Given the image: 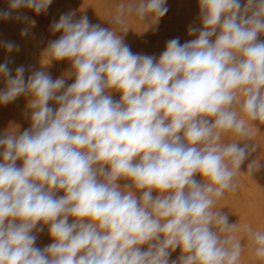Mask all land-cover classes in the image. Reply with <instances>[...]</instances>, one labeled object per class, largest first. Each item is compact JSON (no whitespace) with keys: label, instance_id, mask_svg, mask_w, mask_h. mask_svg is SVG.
<instances>
[{"label":"clouds","instance_id":"1","mask_svg":"<svg viewBox=\"0 0 264 264\" xmlns=\"http://www.w3.org/2000/svg\"><path fill=\"white\" fill-rule=\"evenodd\" d=\"M6 3L0 20L22 22L27 37L36 21L24 10L46 14L53 0ZM198 8L192 38L158 57L132 52L124 34L128 17L155 28L167 0H129L111 27L61 14L39 70L0 63V105L27 98L30 124L0 133V264H239L240 229L215 204L245 161L250 176L264 168L249 160L264 125V0ZM53 61L70 62V75L53 79L43 70ZM45 226L52 242L40 248ZM242 231L264 264V231Z\"/></svg>","mask_w":264,"mask_h":264},{"label":"rangeland","instance_id":"2","mask_svg":"<svg viewBox=\"0 0 264 264\" xmlns=\"http://www.w3.org/2000/svg\"><path fill=\"white\" fill-rule=\"evenodd\" d=\"M129 0H53L46 14L34 15L30 10H24V15L36 21V26L31 29L30 35L21 37V29L25 26L22 22H18L20 27L15 30L16 41L20 50L7 54L2 46H0V63L5 59H10L13 70L24 65L26 69L31 71L39 70L33 67L29 55L35 54L37 59H42L45 63L48 61L42 57L41 52L46 47L49 40L57 39L60 33L53 34L50 31V24L59 19L61 15H52L50 9L53 5L64 6L63 13L74 12V19L78 16L86 15L90 22L100 24L103 27H111L115 8L118 4H127ZM168 12L160 19L155 28L149 27L152 21H140L135 17H128L126 28L129 29L124 34V41L128 44L134 53H143L148 55L159 56L164 50L166 42L172 38L179 37L180 42L191 39L188 36L187 29L189 25H195L198 21V0H167ZM7 8L6 0H0V10ZM107 9L108 12H103ZM83 13V14H81ZM7 20H0V25ZM8 39L9 37H3ZM260 39H264L261 36ZM1 42V39H0ZM2 50V51H1ZM68 61H53L48 65V71L53 79L63 75L67 78L70 75L71 67ZM73 78H68L66 84H71ZM4 87L2 79H0V89ZM114 100H119L120 93H112ZM27 98L19 97L8 105H0V133L8 131L14 133L22 132L30 126L29 120L26 118ZM256 129H253L251 142L256 146L257 150L252 153L251 159L261 160L264 163V125L256 123ZM234 137L226 134L224 142H228ZM242 164L239 173L234 177L233 183L236 190L226 191L215 204V208H221L223 213L228 215L229 223H237L240 230L236 235L241 239L243 244L242 255L239 264H261L259 260L253 257L248 248V242L245 233L242 231L244 226L251 228L253 231H264V168L256 172L252 176L247 174V164ZM22 162L18 161L17 166ZM197 180L201 178L196 177ZM62 194V193H60ZM39 227V225H38ZM51 239L47 234V227L39 233L36 245L40 248L51 243ZM180 249H176L170 256V261L180 256Z\"/></svg>","mask_w":264,"mask_h":264},{"label":"bare ground","instance_id":"3","mask_svg":"<svg viewBox=\"0 0 264 264\" xmlns=\"http://www.w3.org/2000/svg\"><path fill=\"white\" fill-rule=\"evenodd\" d=\"M63 11H64V6H61V5H53L51 7V9H50V13L52 15H54V16L62 14ZM103 12H108V10L107 9H103ZM81 14H83V13H81ZM80 16H78V17H80ZM92 24H94V23H92ZM19 27H20V24H18V22L16 20H14V19L13 20L4 21L0 25V39H1V42H5V41L15 42L16 39H17L16 36H15V30L17 28H19ZM3 37H9V38L8 39H4ZM25 39H28V38L25 37ZM28 58H30V61L33 64V67L37 68V69H41V67H42L41 63L42 64L45 63L42 59H37L35 54H32V55L30 54ZM40 60H41V62H40ZM69 66H70V63H69ZM46 69H48V66H44L43 70H46Z\"/></svg>","mask_w":264,"mask_h":264}]
</instances>
